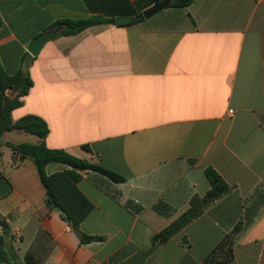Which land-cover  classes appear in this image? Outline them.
I'll return each instance as SVG.
<instances>
[{"label": "crops", "instance_id": "obj_1", "mask_svg": "<svg viewBox=\"0 0 264 264\" xmlns=\"http://www.w3.org/2000/svg\"><path fill=\"white\" fill-rule=\"evenodd\" d=\"M152 6L153 0H0V64L15 74L27 45L60 20L135 17ZM31 58L24 69L32 86L12 121L42 119L48 149L125 182L80 174L77 188L92 211L79 230L104 238L80 245L59 212L47 209L33 164L13 158L5 145L39 140L4 133L0 218L16 264H214L213 251L238 222L227 264H264V0H193L129 25L50 39ZM207 168L230 192L153 246L152 237L209 190ZM67 169L50 163L45 173Z\"/></svg>", "mask_w": 264, "mask_h": 264}, {"label": "trees", "instance_id": "obj_2", "mask_svg": "<svg viewBox=\"0 0 264 264\" xmlns=\"http://www.w3.org/2000/svg\"><path fill=\"white\" fill-rule=\"evenodd\" d=\"M192 1L153 0V3L160 10H163L186 8ZM56 24L62 25V29L51 39L74 36L93 26L114 25L115 23L113 19L103 20L95 17L80 20H60ZM31 60L33 59L25 53L20 62L19 70L13 75H9L0 64V140L4 133L11 131H18L36 137L39 140L37 144L22 143L13 145L6 143L5 145L10 148L13 158L27 159L33 164L39 182L45 192L47 209L59 212L63 221L76 236L79 244L102 242L104 238L89 236L79 230L80 224L92 211L91 203L77 188V183L81 179L80 174L94 172L103 176L108 181L117 184L124 183L125 178L100 165L75 158L63 150L48 149L43 143L44 138L48 134V127L42 119L28 115L17 121H12L11 112L21 106V99L27 95L29 88L32 86L29 74L24 69V65L26 67ZM85 148L87 147L85 146ZM50 163L61 164L68 169L47 176L45 167ZM204 175L209 183V190L202 197L193 196L189 202L188 210L152 237L151 243L153 246L168 241L190 222L199 217L206 208L230 192L231 188L211 168L205 169ZM126 207L135 211L140 210L139 207H135L131 202H128ZM153 209L159 212L161 206L156 205ZM241 224V222H238L234 226L230 235L226 236L213 251L209 261L214 260V264H227L230 261L232 240L240 231ZM0 239V263L16 264L13 248L7 243V240L10 239L9 228L2 218H0ZM217 256L220 258L219 262L216 261Z\"/></svg>", "mask_w": 264, "mask_h": 264}, {"label": "water", "instance_id": "obj_3", "mask_svg": "<svg viewBox=\"0 0 264 264\" xmlns=\"http://www.w3.org/2000/svg\"><path fill=\"white\" fill-rule=\"evenodd\" d=\"M160 8L157 5H154L143 12H141L140 15L135 17H127V18H116L114 20V23L116 26H125L132 24L134 22H137L141 19L146 20L152 17L154 14H156ZM62 29V25L56 24L49 28L48 30L44 31L37 37H35L26 47V52L31 57H36L43 45L49 41L53 36L56 35V33ZM0 245H1V239H0Z\"/></svg>", "mask_w": 264, "mask_h": 264}, {"label": "built area", "instance_id": "obj_4", "mask_svg": "<svg viewBox=\"0 0 264 264\" xmlns=\"http://www.w3.org/2000/svg\"><path fill=\"white\" fill-rule=\"evenodd\" d=\"M229 113H230V114H232V112H231V111H230Z\"/></svg>", "mask_w": 264, "mask_h": 264}, {"label": "rangeland", "instance_id": "obj_5", "mask_svg": "<svg viewBox=\"0 0 264 264\" xmlns=\"http://www.w3.org/2000/svg\"><path fill=\"white\" fill-rule=\"evenodd\" d=\"M27 137H29V136H27ZM23 138V137H22ZM22 140V139H21Z\"/></svg>", "mask_w": 264, "mask_h": 264}]
</instances>
